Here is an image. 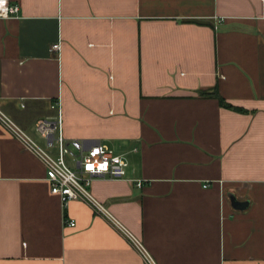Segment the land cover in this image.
<instances>
[{"label":"crops","instance_id":"1","mask_svg":"<svg viewBox=\"0 0 264 264\" xmlns=\"http://www.w3.org/2000/svg\"><path fill=\"white\" fill-rule=\"evenodd\" d=\"M10 2L0 110L128 167L64 208L0 117V264H264V0Z\"/></svg>","mask_w":264,"mask_h":264},{"label":"built area","instance_id":"2","mask_svg":"<svg viewBox=\"0 0 264 264\" xmlns=\"http://www.w3.org/2000/svg\"><path fill=\"white\" fill-rule=\"evenodd\" d=\"M19 11L18 4H12L10 0H0V18L17 16ZM60 48V43L53 45L54 50ZM0 117L6 119V124L14 135L43 161L51 191L60 197L64 208L74 200H81L91 203L103 213H108L91 192L90 185L96 177L125 178L128 161L123 155L100 142L66 139L61 132L57 133L59 128L61 130V118L57 121L42 119L38 122L37 129L50 145L57 147V153L54 154L38 144L24 129L8 119L1 110ZM137 186L142 187L143 181L138 180ZM65 221L69 226L76 225L74 219ZM141 247L146 252L148 264H157L144 246Z\"/></svg>","mask_w":264,"mask_h":264},{"label":"trees","instance_id":"3","mask_svg":"<svg viewBox=\"0 0 264 264\" xmlns=\"http://www.w3.org/2000/svg\"><path fill=\"white\" fill-rule=\"evenodd\" d=\"M220 102H221V104H222L223 106H226V107H228V108H232V109L239 110V111H244V109L239 108V107H235L234 105H232V104L226 102V100H225L224 98H222V97L220 98Z\"/></svg>","mask_w":264,"mask_h":264},{"label":"water","instance_id":"4","mask_svg":"<svg viewBox=\"0 0 264 264\" xmlns=\"http://www.w3.org/2000/svg\"><path fill=\"white\" fill-rule=\"evenodd\" d=\"M244 205V204H243Z\"/></svg>","mask_w":264,"mask_h":264}]
</instances>
